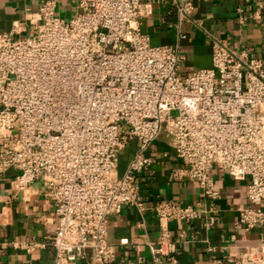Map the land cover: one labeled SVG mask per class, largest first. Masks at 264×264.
<instances>
[{"label": "built area", "instance_id": "obj_1", "mask_svg": "<svg viewBox=\"0 0 264 264\" xmlns=\"http://www.w3.org/2000/svg\"><path fill=\"white\" fill-rule=\"evenodd\" d=\"M69 21L44 1L33 35L12 40L0 30V174L16 169V190L41 180L52 198L54 264H111L107 219L140 205L136 176L147 172L153 141L164 135L183 167L174 173L201 189L214 225L220 198L213 166L249 179L235 225L247 233L264 226V66L244 51L212 39V65L178 75L176 45L151 46L140 31V0H77ZM192 5L178 6L187 19ZM254 19L258 16L254 15ZM243 24L244 17L238 18ZM135 144L117 175L118 155ZM179 172V173H178ZM159 245L167 222H191L192 206L157 203ZM171 246V245H170ZM242 264H264V245L249 248Z\"/></svg>", "mask_w": 264, "mask_h": 264}, {"label": "crops", "instance_id": "obj_2", "mask_svg": "<svg viewBox=\"0 0 264 264\" xmlns=\"http://www.w3.org/2000/svg\"><path fill=\"white\" fill-rule=\"evenodd\" d=\"M44 1L0 0V30L13 31L15 41L33 35ZM185 3L192 5V11L187 19H181L178 6ZM78 12L77 0H55V17L67 22ZM239 17L246 18L243 24ZM138 23L151 46L178 47L180 77L211 68L212 39L260 59L264 66V0H140ZM134 152V143L120 151L118 176ZM147 155L151 166L135 180L140 205L125 206L107 219V240L114 249L111 264H242L243 253L264 245V226L244 233L235 225L237 210L252 207L245 199L249 179L236 180L212 167L209 176L220 198L214 202V225L206 229L209 204L194 182L179 172L174 175L183 164L168 139L162 135L153 141ZM18 174L13 168L0 174V264H54L52 198L41 180L16 190L13 182ZM162 202L192 206L205 214L188 223L170 219L165 225L169 242L161 248L162 226L153 207ZM89 260L87 253L70 264H88Z\"/></svg>", "mask_w": 264, "mask_h": 264}]
</instances>
